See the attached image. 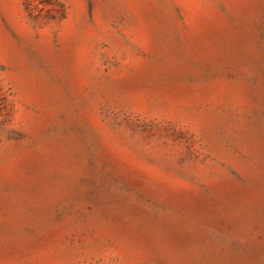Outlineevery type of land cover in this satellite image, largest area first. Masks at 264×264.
Instances as JSON below:
<instances>
[{
	"label": "rangeland",
	"instance_id": "obj_1",
	"mask_svg": "<svg viewBox=\"0 0 264 264\" xmlns=\"http://www.w3.org/2000/svg\"><path fill=\"white\" fill-rule=\"evenodd\" d=\"M0 264H264V0H0Z\"/></svg>",
	"mask_w": 264,
	"mask_h": 264
}]
</instances>
